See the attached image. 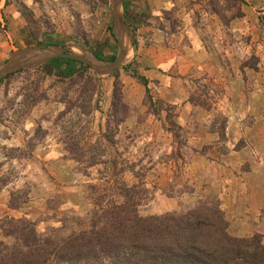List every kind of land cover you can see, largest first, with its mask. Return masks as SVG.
Masks as SVG:
<instances>
[{
    "label": "rangeland",
    "instance_id": "374dc122",
    "mask_svg": "<svg viewBox=\"0 0 264 264\" xmlns=\"http://www.w3.org/2000/svg\"><path fill=\"white\" fill-rule=\"evenodd\" d=\"M250 1L189 0L188 15L163 12L160 22L186 27L204 54L184 82L186 119L159 99L158 78L140 80L132 51L108 75L82 62L71 77L44 64L0 77V248L88 228L102 196L123 201L117 182L140 216L217 207L230 235L264 244V0L248 13ZM113 18L110 0H0V62L51 42L72 45L67 55L116 56Z\"/></svg>",
    "mask_w": 264,
    "mask_h": 264
},
{
    "label": "trees",
    "instance_id": "16d2710c",
    "mask_svg": "<svg viewBox=\"0 0 264 264\" xmlns=\"http://www.w3.org/2000/svg\"><path fill=\"white\" fill-rule=\"evenodd\" d=\"M128 2L121 1L123 14ZM54 45L58 44H43ZM93 53L107 62L115 57ZM47 62L69 77L78 71L75 63L83 65L64 56H52ZM140 80L146 84L143 77ZM115 98L114 87L112 103ZM115 187L123 201L116 203L102 196V201L90 210L88 228L71 233L59 242L45 237L38 242L24 238L22 245H3L0 249L5 251L0 254V262L44 264L47 258L55 257L66 264H264V244L260 237L230 235L224 215L217 207L197 206L186 213L143 217L137 212L136 201L127 194L130 187L121 182Z\"/></svg>",
    "mask_w": 264,
    "mask_h": 264
},
{
    "label": "crops",
    "instance_id": "0c3cea01",
    "mask_svg": "<svg viewBox=\"0 0 264 264\" xmlns=\"http://www.w3.org/2000/svg\"><path fill=\"white\" fill-rule=\"evenodd\" d=\"M188 1L189 0H129L125 14H123V10L121 13L126 32L124 33V39L131 29L133 34V37L130 35L128 36L130 49H128V51L125 49V56L131 51L134 54L140 53V61L144 64V67L141 68L143 70L142 75L144 76L142 77L145 80L148 79V81L154 76L159 79L158 84L161 90L159 91V99L174 105L178 104L175 115L178 120L186 119L185 114L183 117V112L181 111L182 92L183 90L185 92L184 82H188L190 77L194 75L193 73L202 68L200 62L204 60V54L200 48L198 49L200 44H198L194 37L195 35H193L190 30H185L186 27L184 26L178 27L177 30H168L166 25L162 24V22L165 21L162 14L167 10L176 9L175 12H178L181 18V15L185 16L184 14L187 12L185 10L188 7L185 3H188ZM261 1L263 0H251L250 2L252 5L247 7L248 13H252V9L254 10L255 6ZM187 10L188 15L189 9ZM186 18L184 17L182 19L185 20ZM131 39L136 43L135 49L132 47ZM225 51L227 52V49H225ZM41 64H44L45 67H50V70L57 73L47 61H43ZM147 66H149V68ZM224 67L227 69L228 66ZM224 67L222 66L221 69L223 70ZM148 83L146 81V85H148ZM170 86L173 92L171 96H166L164 92L168 91ZM133 115L134 114H131L128 117L132 118ZM39 149L40 146L36 147L34 150ZM42 149L49 151L53 148L44 146Z\"/></svg>",
    "mask_w": 264,
    "mask_h": 264
},
{
    "label": "water",
    "instance_id": "95a60500",
    "mask_svg": "<svg viewBox=\"0 0 264 264\" xmlns=\"http://www.w3.org/2000/svg\"><path fill=\"white\" fill-rule=\"evenodd\" d=\"M122 0H110L113 11V34L117 39V53L113 61L106 62L96 57L93 52L84 51V58L80 55H67L65 50L72 45H54V46H42V47H28L22 48L12 53V55L6 60L0 62V77L13 72L20 68H31L41 64L43 61H47L52 56H64L67 58H76L81 62L91 64L97 73H108L114 68L122 64L123 57L126 52L123 48L124 42V23L121 15L118 13V7L121 5ZM43 57V60H40Z\"/></svg>",
    "mask_w": 264,
    "mask_h": 264
},
{
    "label": "bare ground",
    "instance_id": "6f19581e",
    "mask_svg": "<svg viewBox=\"0 0 264 264\" xmlns=\"http://www.w3.org/2000/svg\"><path fill=\"white\" fill-rule=\"evenodd\" d=\"M82 58H84V56L83 55H80Z\"/></svg>",
    "mask_w": 264,
    "mask_h": 264
}]
</instances>
